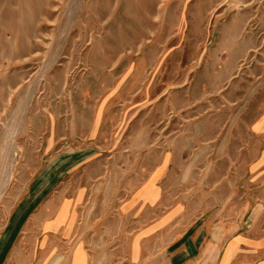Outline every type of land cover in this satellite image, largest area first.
I'll return each mask as SVG.
<instances>
[{
    "label": "rangeland",
    "instance_id": "rangeland-1",
    "mask_svg": "<svg viewBox=\"0 0 264 264\" xmlns=\"http://www.w3.org/2000/svg\"><path fill=\"white\" fill-rule=\"evenodd\" d=\"M263 107L264 0H0V229L49 180L81 193L78 226L109 228L163 158L162 211L225 224Z\"/></svg>",
    "mask_w": 264,
    "mask_h": 264
},
{
    "label": "crops",
    "instance_id": "crops-1",
    "mask_svg": "<svg viewBox=\"0 0 264 264\" xmlns=\"http://www.w3.org/2000/svg\"><path fill=\"white\" fill-rule=\"evenodd\" d=\"M242 156L244 163L236 173L247 193L238 197L230 218L224 214L225 224L214 222L207 211L192 217L193 206L162 211L166 158L138 183L121 213L105 219L112 223L104 229L78 226L85 219L79 213L81 193L69 197L66 189L53 191L52 180L35 182L3 220L0 264H148L149 254L161 250L160 264H255L264 245V107L250 123L249 145ZM51 171L53 179L67 172ZM134 179H127V186ZM245 204L251 209L243 213Z\"/></svg>",
    "mask_w": 264,
    "mask_h": 264
}]
</instances>
